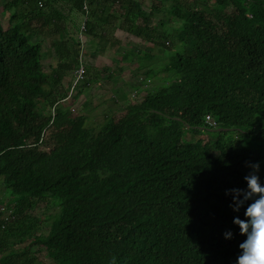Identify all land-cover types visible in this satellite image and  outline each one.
I'll list each match as a JSON object with an SVG mask.
<instances>
[{
	"label": "trees",
	"instance_id": "1",
	"mask_svg": "<svg viewBox=\"0 0 264 264\" xmlns=\"http://www.w3.org/2000/svg\"><path fill=\"white\" fill-rule=\"evenodd\" d=\"M116 31L134 51L93 69ZM128 60L154 85L115 119L65 106L71 70L80 94ZM256 160L264 183V0H0V264H233Z\"/></svg>",
	"mask_w": 264,
	"mask_h": 264
},
{
	"label": "rangeland",
	"instance_id": "2",
	"mask_svg": "<svg viewBox=\"0 0 264 264\" xmlns=\"http://www.w3.org/2000/svg\"><path fill=\"white\" fill-rule=\"evenodd\" d=\"M150 23L154 24L155 20H151ZM117 35L118 40L114 44L105 45V42L95 43L87 38V44L90 48H83L80 54H82V56L85 55L84 57L87 58L88 62H91L93 69H99L102 65H109L110 70H112V68L116 70L117 63L120 64L118 61H120L119 59L124 51L123 49H132V51H134L133 47L131 48L129 45H126L128 44L129 39H125L127 37L125 33L121 31L118 32ZM84 36V31L81 30L80 37L82 38ZM40 38L41 36L37 37L38 40ZM139 47L141 49L145 48L146 50H149L148 48L150 45H140ZM91 50L96 52H91ZM86 51L88 53H86ZM42 53V64L46 73L49 75L53 72L52 65L55 68L56 65H58V60L55 59V52L50 47L47 50H42ZM157 60L158 58H154L152 63H155ZM128 61L129 62H125L123 64L124 68L122 71H116L118 72L116 73L114 70V73L112 72L111 79L102 78L96 80L94 83L88 81L91 88L87 91L85 90L81 92L80 94H77L76 92L79 89L78 87L80 86L81 81H83V78L79 80L76 77V71L79 68L71 70L72 77H68L67 80L65 79L67 76L64 78V82H67L69 78L71 81L73 78V87L70 90V94L63 100L65 106H69L73 114H86L85 111L88 110L86 114V124L87 126L93 127L94 129H97L98 126H100L104 116H108L113 113L112 117L115 119L117 112H119L122 108V103L124 100L130 99V97L135 99L138 94L137 91L139 93L145 92L146 88H149V85H154V82L151 80L149 85L146 87L145 85L148 84V82L142 83V76L132 75L130 72L132 69H134V67H136V63L131 62L130 60ZM68 64H70V62ZM65 66L66 73L70 75V66L67 64ZM105 73L106 71L102 72L103 75H105ZM75 84H79L78 87L76 86L77 89L74 87ZM115 88H120L121 90L115 91ZM85 107L86 109H84Z\"/></svg>",
	"mask_w": 264,
	"mask_h": 264
},
{
	"label": "clouds",
	"instance_id": "3",
	"mask_svg": "<svg viewBox=\"0 0 264 264\" xmlns=\"http://www.w3.org/2000/svg\"><path fill=\"white\" fill-rule=\"evenodd\" d=\"M205 122L211 129L217 127V122L210 115L205 116ZM252 166L257 171L244 177L247 188L230 190L234 210L244 208V218H233V223L239 226L240 235L244 237L238 244L233 264H264V183L257 174L261 166L260 161L256 160ZM232 236L233 233L230 231L224 233L225 239H231Z\"/></svg>",
	"mask_w": 264,
	"mask_h": 264
},
{
	"label": "built area",
	"instance_id": "4",
	"mask_svg": "<svg viewBox=\"0 0 264 264\" xmlns=\"http://www.w3.org/2000/svg\"><path fill=\"white\" fill-rule=\"evenodd\" d=\"M84 8H86V7H84ZM81 29L84 31V25L81 26ZM76 77L79 80L83 78V68L82 67H79V69H77V71H76ZM207 119H209V117H207Z\"/></svg>",
	"mask_w": 264,
	"mask_h": 264
},
{
	"label": "crops",
	"instance_id": "5",
	"mask_svg": "<svg viewBox=\"0 0 264 264\" xmlns=\"http://www.w3.org/2000/svg\"><path fill=\"white\" fill-rule=\"evenodd\" d=\"M64 14L68 13V10L63 11ZM118 33V32H117ZM124 33V32H123ZM127 35V34H126ZM118 36V35H117ZM126 39V38H125Z\"/></svg>",
	"mask_w": 264,
	"mask_h": 264
}]
</instances>
